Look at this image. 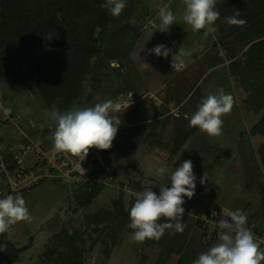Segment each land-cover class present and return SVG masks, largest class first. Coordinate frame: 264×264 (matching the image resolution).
<instances>
[{"label":"rangeland","instance_id":"obj_1","mask_svg":"<svg viewBox=\"0 0 264 264\" xmlns=\"http://www.w3.org/2000/svg\"><path fill=\"white\" fill-rule=\"evenodd\" d=\"M166 4L176 20L167 32H162L158 30V12ZM185 11L183 0H133L127 20L139 31L135 43L134 33L129 31L123 36L116 57L108 52L91 56L93 67L68 110L73 106L94 107L107 100L119 102L125 109L129 106L123 114L116 113L121 120L118 130L123 127L122 134L126 133V145L115 137L113 148L101 153L110 166L109 172L106 166L93 162L87 180L70 174L26 192L9 188L8 183L14 177L9 178L0 165V198L21 195L30 217L0 233V244L16 259L15 264H66L57 240L58 233L67 237L65 232L85 237V264H156L162 248L168 245L165 234L159 240L136 243L132 239L134 230L126 226L118 231L116 242L108 241L110 227L102 232L106 222L96 221L93 213L104 208L112 210L114 199L121 195L127 209L134 205L138 192L151 188L159 195L160 187H171L170 176L184 160L193 162L197 179L195 195L191 199L184 197V231L177 234L182 238L192 235L199 252L205 253L211 247L206 246L207 241L216 240L213 245L218 242L220 229L214 219H205L204 215L219 212V220L230 219L222 210L239 209L247 217L246 227L254 223L258 237L264 238V133L254 130L264 116V107L255 92L254 80L251 84L244 79L246 50L253 42L242 44L245 35L237 40V46L232 36L224 41L219 34L221 26L216 27L219 25L216 22L213 26L217 31L207 37L205 29L194 32L183 20ZM62 24L77 40L68 22L63 20ZM115 43L107 41L105 47L109 50ZM160 44L173 52L183 45L191 52L181 70H173L171 55L165 59L149 54L150 49ZM22 66L25 71L28 64ZM23 75L0 77V156L6 159L13 158V152L30 139L41 143L47 152L54 149L56 125L46 117L51 107L36 80ZM219 89L231 94L234 100L231 111L221 117L220 134L209 137L198 128L174 155L178 133L193 128L189 121L198 105L208 95L218 94ZM3 108L12 110L7 119ZM58 109L64 112L65 107ZM92 149L89 150L93 152ZM160 166L167 168L163 177L156 175ZM247 167H250L247 180L239 190L231 169L243 171ZM204 175L206 183L201 184ZM93 181L104 182L106 186L90 204L80 205L77 194ZM87 215L92 218L91 226ZM119 220L120 216L113 225ZM257 243H262L260 250L264 251V239ZM179 256L172 254L168 264H176Z\"/></svg>","mask_w":264,"mask_h":264},{"label":"trees","instance_id":"obj_2","mask_svg":"<svg viewBox=\"0 0 264 264\" xmlns=\"http://www.w3.org/2000/svg\"><path fill=\"white\" fill-rule=\"evenodd\" d=\"M126 3L121 15L114 17L102 7L103 0H0V77L17 78L25 73L36 80L51 108L55 103L57 108L64 106V111H68L70 102L81 91V82L93 67L91 56L108 52L116 57L121 51V42L124 41L126 32L134 33L133 44L138 38V29H133L131 22L127 20L133 10V0H126ZM214 10L220 13L216 21L219 25L216 27L221 26V39L226 41L227 36H232L233 43L237 46V40L245 35V42L242 44L253 42L246 50L244 79L251 84V80H254L255 92H258L260 105L264 107V0H216ZM237 11L240 12L238 18L247 22L244 26L229 25L225 20V17L236 15ZM63 20L76 33L77 40L64 29ZM112 26L116 27L111 29ZM48 34H52L51 40L46 38ZM107 41L116 43L108 50L105 47ZM24 63L28 64L25 71L22 66ZM233 63L236 64V61ZM122 128L116 135L121 144L126 139ZM197 129L193 127L190 131L178 133V140L173 147L174 155ZM254 130L264 133V116L254 126ZM124 151L128 152L127 149ZM110 158H113L112 155ZM105 186L106 183L99 181L87 183L85 190L77 194L78 203L90 204ZM129 212L124 196L121 195L114 199L112 210L104 208L103 211L93 213L96 221L106 222L102 232L108 227L111 229V238L102 239H114L116 242L120 228L128 227L131 223ZM87 216L91 226L92 218ZM119 216L120 220L113 225ZM64 234L67 237L57 234L64 262L85 264V237L71 236L68 232ZM165 236L168 245L162 248L156 264H168L174 253L180 255L176 264H193L201 254L192 235L182 238L177 233L167 232ZM215 241H207L206 246H212Z\"/></svg>","mask_w":264,"mask_h":264},{"label":"clouds","instance_id":"obj_3","mask_svg":"<svg viewBox=\"0 0 264 264\" xmlns=\"http://www.w3.org/2000/svg\"><path fill=\"white\" fill-rule=\"evenodd\" d=\"M183 2L186 6L183 20L194 32L205 29L204 36L207 37L217 31L213 26L220 16V13L214 10L216 0H183ZM126 6V0H103L102 4V7L114 17H119ZM239 15L240 12L237 11L236 15L225 17V20L229 25L244 26L247 22L238 18ZM158 17L160 19L158 30L162 32H167L176 20L167 4L160 7ZM52 37V34H48L46 38L51 40ZM152 53L165 59L171 55V67L175 71L181 70L185 65V58L191 55L183 45L173 52L164 44L150 49L149 54ZM233 103L232 95L225 94L223 89H219L218 94L208 95L202 100L198 110L192 115L189 125L199 128L209 137L218 136L223 124L221 117L231 111ZM126 109L119 102L107 100L94 107L81 109L73 106L70 110L61 112L53 103L46 117L56 125L54 151L70 153L85 160L90 148L110 149L117 135V125L121 124L116 113L123 114ZM2 110L4 118L7 119L12 111L11 108ZM166 171V166H160L156 169V175L163 177ZM196 179L193 162L184 160L170 176L171 187H160L159 195L151 188L136 193L135 203L129 212L131 223L128 225L134 230L133 241L143 243L147 239L159 240L166 230H172V234L182 233L184 197L191 199L195 195ZM200 183H206L205 175L201 177ZM222 211L223 215L230 219L219 221L218 242L208 251L200 254L193 264H261L264 261V251L260 250V244L256 242L252 231L246 227V215L239 209ZM29 218L25 200L21 195H8L0 199V233L6 232L17 222Z\"/></svg>","mask_w":264,"mask_h":264},{"label":"built area","instance_id":"obj_4","mask_svg":"<svg viewBox=\"0 0 264 264\" xmlns=\"http://www.w3.org/2000/svg\"><path fill=\"white\" fill-rule=\"evenodd\" d=\"M92 150L93 152L89 150L88 156L85 160H82L72 156L70 153H57L54 149L47 152L41 143H36L30 139L28 142L21 144V148L19 147L16 152H13V158L6 159L1 155L0 165L3 172L9 178L14 177L8 183L11 190L30 192L36 186L49 181L61 180L65 175L71 174L75 175V177L86 178L87 180L88 174H91V163L95 162V160H98L101 166H106V170L108 171V167L110 166L106 164V159L101 154L104 150L95 148ZM85 163L88 164L87 168H85ZM204 216L205 219L211 217L218 225L221 214L214 212L211 214L207 213ZM251 226L249 229L252 231L253 236L254 234L257 235L254 236L256 242L263 241L264 238H261L262 236L258 237L255 224L253 223Z\"/></svg>","mask_w":264,"mask_h":264},{"label":"crops","instance_id":"obj_5","mask_svg":"<svg viewBox=\"0 0 264 264\" xmlns=\"http://www.w3.org/2000/svg\"><path fill=\"white\" fill-rule=\"evenodd\" d=\"M244 166V165H243ZM250 169V167H247V170L246 169H243V171H242V169H240L239 171L238 170H232L231 169V175H233L232 176V179L234 180V182H235V184H236V186L239 188V190H240V188H242L243 187V184H244V182H246V180H247V177H246V172H248L249 173V170ZM40 186V185H39ZM38 187V186H37ZM36 187V188H37ZM8 195V194H7ZM1 197V196H0ZM1 199V198H0Z\"/></svg>","mask_w":264,"mask_h":264},{"label":"water","instance_id":"obj_6","mask_svg":"<svg viewBox=\"0 0 264 264\" xmlns=\"http://www.w3.org/2000/svg\"><path fill=\"white\" fill-rule=\"evenodd\" d=\"M0 264H15V260L8 250L0 245Z\"/></svg>","mask_w":264,"mask_h":264}]
</instances>
